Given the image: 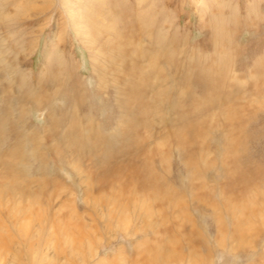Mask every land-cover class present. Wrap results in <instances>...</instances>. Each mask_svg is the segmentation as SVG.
Segmentation results:
<instances>
[{"label":"rangeland","instance_id":"rangeland-1","mask_svg":"<svg viewBox=\"0 0 264 264\" xmlns=\"http://www.w3.org/2000/svg\"><path fill=\"white\" fill-rule=\"evenodd\" d=\"M43 1L0 0V189L9 182L3 171L8 161L16 162L13 165L21 172L27 168L24 175L20 172L17 183L33 181L25 197L20 191L9 192L12 196L0 194V226L9 242L7 247H0V264H142L144 248L152 247L161 237L157 231L151 237L149 227L144 230L146 238L140 233L129 238L123 231L146 227V214L140 212L144 207L165 215V228L179 240L183 255L190 241L196 243L193 233L201 230L210 242L212 264H246L251 255L233 256L214 246L211 210L200 215L195 211L197 204L191 202L192 197L206 194L225 218L220 200L226 195L217 191V182L223 183L221 176L199 169V165L191 166L188 158L200 151L201 159H207L204 163H230L232 156L226 151V143L233 137L225 135L230 131L237 136L238 123L245 120L247 148H242L239 161L248 168L260 166L264 170V0ZM144 26L149 28L148 34L140 31ZM157 43L163 45V52L157 54L153 71L147 60L138 56L155 51ZM117 45L130 60L127 65L134 69L132 78L146 75L138 83L144 100L152 105L151 114L146 113L152 127L140 134L145 144L142 154L154 157L149 168L162 191L159 197L171 188L185 204L182 212L156 198L152 200L149 190L136 191L125 180L119 193L125 198L113 200L118 195L115 186L99 184L95 178L99 168L94 170L87 158L82 162L48 158L44 167L37 159H42L44 145L61 149L51 133L58 132L59 139L71 121L81 126L90 123L102 133L115 128L122 114L118 102L130 88L124 80L127 71L112 68L113 62L117 64V55L112 53ZM208 75L218 89L205 94L200 81ZM176 100L181 103L174 105ZM234 118L235 130L230 125ZM163 119L167 126L161 123ZM55 120L60 122L51 127ZM183 127L192 128L193 141L180 137L178 132ZM46 134L51 137L42 146L40 139ZM33 137L41 148L30 143ZM195 168L201 177L194 174ZM41 178L46 182L42 183L45 192L38 199H30L28 192L36 190L34 182L37 185ZM260 185L264 192V184ZM254 197L253 204L258 202L257 208L262 210L261 218L255 220L257 226L264 219V200L257 194ZM127 206L129 212H118L123 207L127 210ZM18 208L32 213L29 211L28 217L17 214ZM34 212L44 217L43 224L34 222ZM183 215L191 222L180 233L175 224ZM254 252L264 255V242Z\"/></svg>","mask_w":264,"mask_h":264},{"label":"bare ground","instance_id":"bare-ground-1","mask_svg":"<svg viewBox=\"0 0 264 264\" xmlns=\"http://www.w3.org/2000/svg\"><path fill=\"white\" fill-rule=\"evenodd\" d=\"M46 1L47 0H44L43 3H47ZM99 2H100V0H99ZM141 24L139 26H141ZM143 29L148 34L149 28L144 26L141 28L140 31H142ZM156 47H157V49H156L157 51L155 50L156 52L152 51V53H148L146 56H144L143 53L140 54L141 56L138 54L139 55L138 58L141 57V58L147 60V61L145 60L147 63H149V65L147 64V66H150V68L153 71H155V69L157 68L156 64H158L155 61V60H157V58H156L157 54H159V52H161V53L163 52V45L162 44L159 45V43H157ZM114 50H116V51H114ZM114 50H112V53L114 54V52H115V54L117 55L116 56L117 64L115 62H113L115 65H113L112 68L116 67L115 70H119V71H120V69L126 70L127 75H125V77H127V78L126 79L124 78V80H126V81L128 80V82L130 84L129 85L130 88L128 87L129 89H127L124 99L122 100V98H120L121 101L118 102L120 107H121V113L122 114L118 117V120L116 121L115 128L109 133H102L98 130L95 131L93 129L92 125H89L90 123L88 124V126H81L80 123L71 121L69 124H67V126H65V128L63 129V133L60 132L62 135L60 134L61 137L59 139L56 138L58 136V135L56 136V134L58 132L53 133L51 131L52 132L51 133L52 139L53 140L55 139L56 144L59 143L61 149L54 148V146L53 147L48 146V145L45 146L43 142H45V144L48 143L49 139H50L49 137H51V136H49L50 134H46L43 138L40 139L41 140L40 143H42V146L44 145L43 146V148L45 150V152L43 153L44 155H42V159L40 157H38V158L36 156L35 157L37 159H39L40 166L43 165L46 161H49L48 158L52 159V160H57V161L64 160V159L69 161L70 159H75V161L77 160L78 162L79 161L82 162L84 159L87 158L88 161L91 163V165H93L92 166L93 168L97 167L100 169V170L98 169L97 173H95V174H97L95 178H97L99 180V182H100L99 184L115 186L114 190H117L118 195H117V198H115L113 200H115V201L121 200L122 201L123 198H125V197H121L120 194H122V192H123L124 185L129 184L131 187L134 186V188H136V191L140 190V189L145 190V191L149 190L147 192V194L148 193L152 194L151 195L153 197L152 200H154V198H156L160 202L162 201V202H164V204L170 205L171 206L170 208H172V209L174 208L176 210H181V212H182L185 209V204H183V202H180V198L178 196L174 195V192L172 191L171 188L168 189V192H166L165 195H162L159 197L158 193L161 190H160L159 185H158L159 183L156 180L157 177L155 178V175H152L151 169L149 168L150 167V165H149L150 160L152 163L154 157H153V159H151L150 156L147 157V156L142 154V151H144L145 144L143 141L140 140V134H141V132L142 133L146 132V131L148 132L150 130V128L152 127L150 119H148L147 114H146L147 112L148 113L150 112L149 108L152 105H150V103H147V101L144 100L145 98H144L143 91L141 90L142 88L139 87V83H138V81H140V78H141V81H143V77L146 75L140 76V77H138V79H133L132 75H134L133 74L134 69L130 68L127 65V63L130 61L129 58L126 60V54H125V52H123L121 50L119 45H117L114 48ZM133 55L134 54H132L130 57H132ZM131 61L133 62V60H131ZM132 65H133V63H132ZM143 65L144 64H142V66ZM135 70H136V67H135ZM112 71H114V70H112ZM159 74L157 75V77L161 79V77H159V76L163 75V74H160V75ZM116 75H115V77H116ZM118 75L120 76L119 73H118ZM122 75L124 77V73ZM155 76H156V74H155ZM198 76H200V75H198ZM202 77H204V76H202ZM135 78H136V76H135ZM204 78H205L204 82L200 81V83L202 85H204L203 90H205V94H208V92L213 91L215 88H217V86L215 85L217 82L213 81L214 79H212L209 75L204 77ZM160 79H159V81H160ZM111 85H113V84H111ZM187 86H188V84H187ZM123 89H126V88H123ZM144 89H145V87H144ZM164 89H165V87H164ZM122 91H125V90H122ZM227 93H229V92H227ZM27 95H30V93H27L25 96H27ZM177 96H179V95H177ZM22 98L25 99V97H22ZM41 99H42V97H41ZM20 100L21 99H19V101ZM45 101H46V99H45ZM152 101H153V103H155L154 100H152ZM175 102L177 104L181 103V101H179V100H176L172 103H174V105H176ZM19 103H21V102H19ZM43 103H45V102H43ZM176 107L179 108L180 105L179 106L177 105ZM21 108H22V106H21ZM154 109H157V108H154ZM149 114H151V113H149ZM2 122H3V120H2ZM59 122H60V120L59 121L55 120L54 123L51 124V127L58 124ZM161 123L162 124L164 123V125L167 126V121L165 119H163L161 121ZM235 123H236L235 118L230 120V125H231V127H234V130H235ZM238 124L240 126V132L237 134V136H233L234 134L231 133L230 131H229V134L225 135L227 137H233V139L228 142V145L226 143L227 147L225 146L227 153L229 155H231L233 158V159L231 158L230 163L223 161L224 162L223 164L219 163L220 166L218 165V163H215V162H214V164L212 162L204 163L205 161H207V159H205V161H203L201 159V157L199 156L200 151L198 152L197 155L193 154V156H190L188 158L189 159L188 162L191 166L193 165V167H198V165H199L200 166V167H198L199 169H201V167H202L209 172L213 171L218 176H221L220 180H222L223 183L221 181L217 182V184H218V190L217 191L221 192L220 194L223 193L226 195L225 198L223 196L222 200H220V203H221L220 205L223 208V211H224L223 214H224L225 218H223V215L221 213V208L218 207L217 205L211 204L208 201V199H207L208 195L206 196V194H205V196L204 195H198V194H197L198 196H196V197L191 196L192 197L191 202L197 204L195 211L197 213H199L200 215H205L204 211L207 209L211 210L210 217L212 218V221H213L214 226H215V231H216L215 238L213 239L214 240V246L216 248L221 249V252H227L228 254H231L233 256L241 255V254H243V255L245 254L246 256L251 255V257L247 260L246 264H264V255L259 256L258 254H255V252H254L256 250L257 246L259 245V243L264 242V229H260V227H262L264 225V219L260 221L261 223H258L259 225L255 226L256 217L259 216L261 218L262 210L257 208L259 206V204H257L258 202L253 204V199L255 198L254 197L255 194L260 196L261 201L264 200V192H262V189L260 188L261 187L260 183L264 184V182H262L264 179V170L263 169L260 170L259 169L260 166H253V167L248 168V166L241 163L242 160L239 161L240 155L243 154L242 148L245 146L244 145V143L246 141V134H245L246 131L245 130L247 127V122L245 120H242ZM181 129L178 132V134L181 135L180 137H182V135H183V137L185 138L184 139L185 141L186 140H189L190 142L193 141L194 133H193L192 128L183 127ZM0 130H2V129H0ZM162 131H164V128L157 130V135H161ZM149 134L152 135L151 132ZM178 134H177L176 140L179 139ZM16 136H17V134H16ZM36 139H34V137H33L32 139H30V143L33 142V144H34V143L38 142V140H36ZM226 140H228V139H226ZM40 143H36V145H38V147L40 146V148H41L42 146ZM197 144H198V142H197ZM246 146H245V148H247ZM182 148H184V147H182ZM238 152H240L239 155H238ZM246 152H247V149H246ZM246 152H245V154H246ZM5 153H7V151ZM186 154H187V152H186ZM190 154H192V153H190ZM16 155H18V154H15V156ZM156 156H158V155L156 154ZM4 157L7 158L5 155H4ZM36 158H35V160H36ZM227 158L230 159V156ZM184 159H185V157H184ZM33 160H34V157H33ZM22 161H23V159H22ZM15 163H12L11 161L10 162L8 161L5 163V169L3 171H5V175L8 178V179L7 178L6 179H7V181L9 180V182L6 183L5 186H3V185H2L3 187L1 186V188H3L2 189L3 191L0 189L1 190L0 194L5 193L6 196H8V195L12 196L10 194L11 192L14 193V192L20 191V193L22 192V196L25 197V194L27 193V191L30 190V189L27 190L28 185H30V183H33V181L30 182V181H27L26 179H23L24 180L23 182L20 183L18 181V183H17L16 178L19 177L21 171H19V169H17L13 165ZM25 163H27V162H25ZM16 165L18 166V164H16ZM94 165H95V167H94ZM44 166L45 165H43V167ZM220 167L223 170H220L219 169ZM97 168L94 170H97ZM24 169L22 168V172H21L22 174H23ZM95 174L92 175L93 178H94ZM194 174H197L199 177H201L199 174V170H197V169L195 170ZM23 175H22V178H24ZM26 176H27V174H26ZM191 176H194V175L192 174ZM223 176H224V178H223ZM84 177H86V176H84ZM42 179L43 178H41V180L37 179L36 182H37L38 186L34 182V187L36 190L34 192L33 191L28 192L27 197L29 196L30 199H32V198L38 199L41 196V193L43 191L45 192V190H43L45 186H44V184H42L43 182H45V180H42ZM84 179H86V178H84ZM124 180L126 181L125 184H124ZM202 186H201V188H202ZM88 187H89V185H88ZM162 188H163V186H162ZM90 189H92V188L90 187ZM195 189H197V188H195ZM115 194H116V192H115ZM193 194H194V192H193ZM18 197L20 198V196H18ZM2 199L3 198H1V200ZM138 199H140V198H138ZM4 200H6V199H4ZM158 200H155L154 202H156V201L158 202ZM182 200H184V199H182ZM33 201H35V203L37 202L35 199ZM124 202H126V201H124ZM128 202H130V201H128ZM122 203H121V205H122ZM147 206H150V205H147ZM149 208H145V207L140 208V209H142V211L140 210V212H142L143 215H144V213L146 214V217H145L147 220L146 227L144 226V228H142V229L141 228H135V227L130 229V230H126L125 228H124L125 230L123 229L124 230L123 234L129 238L135 237L139 233L141 235L143 234V236L146 238L145 233L148 232L150 234V236L151 235L153 236L156 234V231H157L156 235L158 237L159 236L161 237V239L158 238L159 242L158 243L155 242L156 244H154L152 247H148L147 250H146V248H144L145 250L142 251V253H141V255L143 256L142 260H144V262L142 264H178L181 262L183 263L184 261H185V264H212V260L210 258V248H209L210 242L203 235V232L201 230L199 231L200 233L199 232H197V234L193 233V236H195V238H196V243L193 244V242L190 241L191 243H189V248L186 251L187 254L183 255V253L179 247V240L177 238H175V236H173V234L171 233V231L169 229L165 228V227H167V226H165V218H166L165 215L164 216L161 215V212H159V211L153 213V211H150ZM134 210H136V208H134ZM29 211L31 212V210L29 209L27 214H29ZM126 211H128V212L130 211V210H128V206H127V210H125L124 207L120 208L118 210V212H120V213H123ZM17 212H18L17 214L27 215L26 213L21 212L20 209L17 210ZM33 215H35L34 216V222H37V223L38 222L39 223L44 222V219H43L44 217L42 215H40V214L37 215L36 213ZM143 215H142V217H143ZM26 217H28V215ZM148 219L150 221H148ZM179 219H180V217H179ZM138 220H136V221H138ZM178 221H177V224H175L177 227L176 226L175 227L178 228V231L180 233H181V230L186 225V223L191 222V220L188 218V216H184V215L180 219V221L179 222ZM166 222H167V219H166ZM226 222H228V227H226V225H227ZM145 223H146V221H145ZM0 225H1V222H0ZM140 225H142V224L140 223ZM78 227H80V226L78 225ZM147 227H149L148 231H147ZM67 228H69V227H67ZM159 228H160V230H159ZM63 229H65V225H64ZM70 229H72V228H70ZM73 229H74V227H73ZM74 230H76V229H74ZM144 230L147 232H145ZM19 231H20V229H19ZM65 231H64V233H65ZM75 232L76 231H74V233ZM78 232L80 233V231H77V233ZM10 236H12V235H10ZM182 236H184V235H182ZM67 237H70V236L68 235ZM67 237H66V239H67ZM153 237H155V236H153ZM70 238H68V239H70ZM73 238L71 239L72 241H73ZM154 240H156V239H154ZM226 240H227V244L225 243ZM74 241L76 242V240H74ZM8 245H9L8 238H7V236L4 235L3 228L0 226V247L1 248L7 247ZM11 264H13V263H11Z\"/></svg>","mask_w":264,"mask_h":264}]
</instances>
